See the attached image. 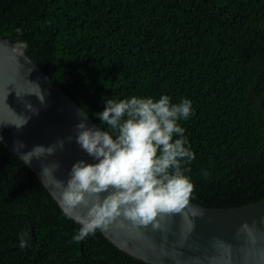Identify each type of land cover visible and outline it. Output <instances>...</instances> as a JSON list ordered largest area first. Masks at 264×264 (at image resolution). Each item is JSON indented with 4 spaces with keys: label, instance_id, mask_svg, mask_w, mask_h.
<instances>
[{
    "label": "trees",
    "instance_id": "trees-1",
    "mask_svg": "<svg viewBox=\"0 0 264 264\" xmlns=\"http://www.w3.org/2000/svg\"><path fill=\"white\" fill-rule=\"evenodd\" d=\"M0 35L105 130L108 99L191 100L178 122L195 155L182 162L189 199L264 198V0H0ZM80 228L0 139V264H151L99 228L76 242Z\"/></svg>",
    "mask_w": 264,
    "mask_h": 264
},
{
    "label": "water",
    "instance_id": "water-1",
    "mask_svg": "<svg viewBox=\"0 0 264 264\" xmlns=\"http://www.w3.org/2000/svg\"><path fill=\"white\" fill-rule=\"evenodd\" d=\"M41 91L44 103L35 95ZM24 118L27 123L17 127ZM85 118L89 127L105 130L21 43L0 35V139L59 203L63 189L58 181L67 183L72 166L80 160L98 162L76 142L77 125ZM61 140L63 148L57 145L54 154L27 156L37 146L48 148ZM54 164L59 167L43 176V168ZM158 220V230L138 227L123 217L99 229L120 249L151 264H264V198L227 208L189 199L179 211L163 213Z\"/></svg>",
    "mask_w": 264,
    "mask_h": 264
},
{
    "label": "clouds",
    "instance_id": "clouds-1",
    "mask_svg": "<svg viewBox=\"0 0 264 264\" xmlns=\"http://www.w3.org/2000/svg\"><path fill=\"white\" fill-rule=\"evenodd\" d=\"M35 95L44 103L42 91ZM191 114L189 99L174 104L167 94L158 99L132 96L106 100L105 109L98 115L110 130L89 127L86 118L77 125L76 142L98 162L80 160L72 166L66 184L58 181L63 189V211L81 225L73 237L76 242L119 217L138 227L151 225L158 230L161 214L179 211L188 203L194 186L184 174L182 162L191 161L195 155L186 146L185 129L178 122ZM26 123L24 118L16 126ZM57 145L62 149L64 141L48 148L37 146L27 156L45 151L54 154ZM58 167L46 166L42 175ZM25 235L21 234V248L27 246Z\"/></svg>",
    "mask_w": 264,
    "mask_h": 264
}]
</instances>
